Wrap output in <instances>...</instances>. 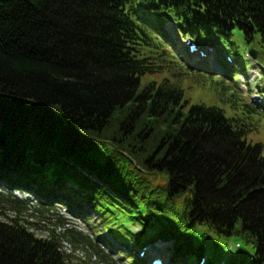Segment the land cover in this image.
<instances>
[{
	"label": "trees",
	"instance_id": "trees-1",
	"mask_svg": "<svg viewBox=\"0 0 264 264\" xmlns=\"http://www.w3.org/2000/svg\"><path fill=\"white\" fill-rule=\"evenodd\" d=\"M169 16L213 43L238 29L264 60V0H0V264H115L12 189L95 213L97 235L264 264V113L176 59L160 39ZM61 237L99 262L73 263Z\"/></svg>",
	"mask_w": 264,
	"mask_h": 264
},
{
	"label": "rangeland",
	"instance_id": "rangeland-1",
	"mask_svg": "<svg viewBox=\"0 0 264 264\" xmlns=\"http://www.w3.org/2000/svg\"><path fill=\"white\" fill-rule=\"evenodd\" d=\"M227 44L228 45H232V46H237L243 50H245L246 48V45L243 41V35H242V32H240L238 29H235L232 36L229 37V39H227ZM247 49V48H246ZM244 53V52H243ZM243 53H241L240 55V59H238L239 62H241L243 59ZM195 56V59H198V56L199 54H194ZM208 60L211 61V57H207ZM198 61V60H197ZM205 62V63H208V65L206 66H203L201 65V62H194L191 63V66L190 68H192L193 70H197L198 72H203V73H208L210 75H215L216 73H218L217 75L221 76V72L218 70V69H212L214 67H211L213 66L211 64V62ZM187 66V65H186ZM188 67V66H187ZM259 73L257 69H250L249 71V79L251 80V84L249 85L248 82L245 80V82H240L239 80H237L235 82V84H237V87L235 88L236 90H238V93L237 95L242 92L243 96H245L247 99H249V101L253 104L252 102V96L253 94L255 93L256 89L258 86L262 85L264 83V78L259 77V78H255L254 80H252L253 78V74L255 73ZM230 83V82H229ZM194 96V94H192ZM198 95V93H195V96ZM257 140H260L263 142L264 144V128H262L261 130V134L257 135L256 137H254V141H257ZM263 151H264V148H263ZM19 197L21 198H25L27 195L23 194V193H16ZM30 199L32 200L33 204H36V200L34 199V197H30ZM31 212V211H29ZM58 212V211H57ZM81 212V211H80ZM28 212H26V217L29 221H32V222H36L37 221V216L36 214H33V215H27ZM59 214L63 215V217H67L69 219H72L73 223L76 225V228H79V229H83L85 230V232H87L92 240L94 245L97 244V245H100L103 243V241H98V240H95L94 239V235L91 234L92 232V228L91 226H95L96 228H98L99 230H102L103 229V226H102V220L100 219V217L98 215H96L95 213H92L90 212L89 213V217L91 218V221L89 224H86V226L84 225V221L81 220L82 217L79 216V213H78V210H74V212H72V214H68L66 211H64V209L60 208V211H59ZM5 220V219H4ZM32 231L39 237H46L48 236V230L45 229L44 227H32ZM136 231L138 232L139 229H136ZM84 232V231H83ZM84 232V233H85ZM86 234V233H85ZM105 242H110L111 239L106 237ZM106 244V243H105ZM81 246H83V244H80ZM79 246V245H78ZM107 246V244H106ZM156 250H154L153 252L155 251H162V250H166L165 247H162L160 245V247H156ZM153 247V248H154ZM90 250H92L90 247H88ZM111 248L113 249V251H109L110 252V255H112L113 257H117V260L119 263H123V264H127V257H126V254L129 253V252H125V253H118V250L120 248L119 245H114V244H111ZM85 249V248H84ZM80 252H82L80 250Z\"/></svg>",
	"mask_w": 264,
	"mask_h": 264
},
{
	"label": "water",
	"instance_id": "water-1",
	"mask_svg": "<svg viewBox=\"0 0 264 264\" xmlns=\"http://www.w3.org/2000/svg\"><path fill=\"white\" fill-rule=\"evenodd\" d=\"M250 52H251L254 56L257 55V52H255V51H253V50H250Z\"/></svg>",
	"mask_w": 264,
	"mask_h": 264
}]
</instances>
